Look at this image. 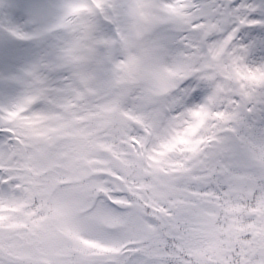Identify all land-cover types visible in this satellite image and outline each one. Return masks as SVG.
Here are the masks:
<instances>
[{"label":"snow or ice","instance_id":"6c2138e0","mask_svg":"<svg viewBox=\"0 0 264 264\" xmlns=\"http://www.w3.org/2000/svg\"><path fill=\"white\" fill-rule=\"evenodd\" d=\"M0 264H264V0H0Z\"/></svg>","mask_w":264,"mask_h":264}]
</instances>
